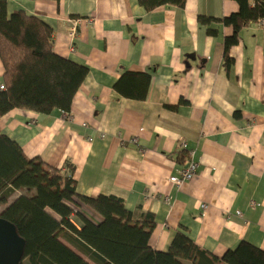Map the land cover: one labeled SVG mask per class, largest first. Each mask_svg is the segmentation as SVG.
Instances as JSON below:
<instances>
[{
  "label": "crops",
  "instance_id": "crops-1",
  "mask_svg": "<svg viewBox=\"0 0 264 264\" xmlns=\"http://www.w3.org/2000/svg\"><path fill=\"white\" fill-rule=\"evenodd\" d=\"M239 9L236 0L151 11L139 0H8L9 14L46 20L55 51L89 73L69 116L16 108L0 131L51 167L72 164L78 193L154 213V249L168 250L181 231L219 257L242 243L264 250V26L261 17L240 29L227 65L234 27L222 19ZM4 71L0 57V83ZM126 71L151 74L144 99L115 89ZM182 140L194 152L184 165ZM192 157L198 173L168 182Z\"/></svg>",
  "mask_w": 264,
  "mask_h": 264
},
{
  "label": "trees",
  "instance_id": "trees-1",
  "mask_svg": "<svg viewBox=\"0 0 264 264\" xmlns=\"http://www.w3.org/2000/svg\"><path fill=\"white\" fill-rule=\"evenodd\" d=\"M236 1L239 11L222 19L234 27L224 42L227 65L233 63L229 49L237 43L240 29L264 16V0H255L253 6L251 0ZM139 2L151 11L161 5L183 7L186 0ZM0 57L5 67L0 118L16 108L44 114L70 112L89 73L87 65L55 51L50 24L24 10L9 14L8 0H0ZM150 79V73L126 71L115 89L124 97L142 100ZM190 156L182 149L176 160L184 165ZM67 166L70 170L65 173L27 155L0 131V216L14 223L25 239L21 264H264V250L254 245L242 243L219 257L181 231L168 250L154 249L150 244L154 213L141 207L139 213L133 212L114 195L78 193L74 167ZM84 207L92 208L102 220L86 216Z\"/></svg>",
  "mask_w": 264,
  "mask_h": 264
},
{
  "label": "water",
  "instance_id": "water-1",
  "mask_svg": "<svg viewBox=\"0 0 264 264\" xmlns=\"http://www.w3.org/2000/svg\"><path fill=\"white\" fill-rule=\"evenodd\" d=\"M25 243L16 225L0 216V264H21Z\"/></svg>",
  "mask_w": 264,
  "mask_h": 264
},
{
  "label": "built area",
  "instance_id": "built-area-1",
  "mask_svg": "<svg viewBox=\"0 0 264 264\" xmlns=\"http://www.w3.org/2000/svg\"><path fill=\"white\" fill-rule=\"evenodd\" d=\"M0 88H4V86L0 85ZM102 137H104V134H102ZM182 145L186 146V143L183 142ZM199 166L200 164L197 161L192 160L190 161L187 167L179 171V174L171 176L169 178V181L173 183L181 184L185 180L193 178L195 174L198 172ZM203 207H206V205L203 204Z\"/></svg>",
  "mask_w": 264,
  "mask_h": 264
},
{
  "label": "rangeland",
  "instance_id": "rangeland-1",
  "mask_svg": "<svg viewBox=\"0 0 264 264\" xmlns=\"http://www.w3.org/2000/svg\"><path fill=\"white\" fill-rule=\"evenodd\" d=\"M38 17H39V16H38ZM40 18H41V17H40ZM44 21H45L47 24H49L46 20H44ZM260 24L264 26V17H262V18L260 19ZM64 113H65L67 116L70 115V112H64ZM134 140H136V138H135ZM183 142L186 143V141L182 140V141H181V147H182L184 150H188V148H187L186 146H183V145H182ZM188 151H190L191 155H194V152H193V151H192V152H191V150H188ZM192 160H194L193 157L187 161V165H185L183 168H181V169L178 170V174H179V171H181L182 169H184L185 167H187L188 164L190 163V161H192ZM194 161H195V160H194ZM198 163H199V162H198ZM199 164H200V163H199ZM67 167H68V166H67ZM199 167H200V166H199ZM53 168H54V167H53ZM69 170H70V168L68 167V171H69ZM198 171H199V170H198ZM65 173H66V172H65ZM197 173H198V172H197ZM197 173H196V174H197ZM196 174H195V175H196ZM170 177H171V176H170ZM170 177H169V178H170ZM169 178H168V182H170V181H169ZM191 179H192V178H191ZM191 179H187V180H191ZM187 180H185V181H187ZM170 183H173V182H170ZM85 208H88V207H85Z\"/></svg>",
  "mask_w": 264,
  "mask_h": 264
}]
</instances>
